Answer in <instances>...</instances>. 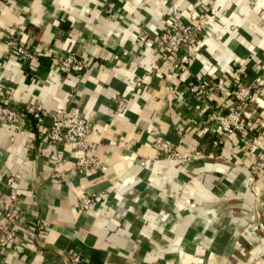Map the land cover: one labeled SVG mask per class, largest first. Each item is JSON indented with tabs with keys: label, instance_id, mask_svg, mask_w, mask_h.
Instances as JSON below:
<instances>
[{
	"label": "crops",
	"instance_id": "0c3cea01",
	"mask_svg": "<svg viewBox=\"0 0 264 264\" xmlns=\"http://www.w3.org/2000/svg\"><path fill=\"white\" fill-rule=\"evenodd\" d=\"M173 1L187 23L204 16L188 62L184 51L161 55L166 0L0 2V104L77 107L100 164L78 174L77 152L51 146L31 119L13 134L0 126V217L7 179L19 197L17 242L0 264H71L74 255L81 264H264V165L240 153L235 135L209 147L188 93L196 79L228 85L231 74L264 86V0ZM11 33L35 62L6 47ZM69 54L84 60L82 73L58 72L52 58ZM259 101L245 120L264 145V94ZM157 140L188 160H162ZM54 157L65 181L51 175ZM88 194L96 200L82 211Z\"/></svg>",
	"mask_w": 264,
	"mask_h": 264
},
{
	"label": "built area",
	"instance_id": "2783aa9c",
	"mask_svg": "<svg viewBox=\"0 0 264 264\" xmlns=\"http://www.w3.org/2000/svg\"><path fill=\"white\" fill-rule=\"evenodd\" d=\"M8 1L0 0V2ZM165 5L166 13L163 26L155 34L161 55L164 59H171L184 51L186 56L183 61L188 62L190 55L197 48L195 42L198 39V34L203 29L201 25H198L201 19L187 23L173 0H166ZM5 45L23 61L35 62L37 59L36 54L28 46L22 44L15 33L8 35ZM52 62L58 72L63 75L80 74L85 70L84 60L72 54L55 56L52 58ZM263 90V85L258 82V79L245 83L236 74H231L228 85L222 81L213 85L196 79L188 86V93L198 98L200 104L199 127L204 134L214 137L213 146H219L231 135H235L239 142L238 150L242 154H247L246 156H253L255 166L264 165V145L252 134L245 116L250 112L253 101L260 102ZM220 93L221 98L226 100L224 104L218 105L214 97ZM125 106V102L119 100L117 111L123 112ZM27 119H31L33 125L51 146L62 144L70 151L77 152L73 169L78 174L100 170L99 161L89 153L88 139L94 127L77 107L51 112L44 111L40 105L34 103L25 104L19 109L0 104V126L8 128L10 133L19 132ZM46 119L48 124H45ZM153 146L161 159L170 164L177 165L188 160L186 154L174 149L167 141L157 140ZM61 163L60 159L54 157L50 164L51 175L59 181H65L66 171L62 168ZM5 185L9 193L3 214L0 217V256L6 248L17 242L14 231L17 224L15 213L19 197L12 178L7 179ZM94 200H96L95 195H85L81 199L80 209L82 211L89 210ZM256 229L264 234V223H258ZM71 264H81V257L79 255L72 256Z\"/></svg>",
	"mask_w": 264,
	"mask_h": 264
},
{
	"label": "rangeland",
	"instance_id": "374dc122",
	"mask_svg": "<svg viewBox=\"0 0 264 264\" xmlns=\"http://www.w3.org/2000/svg\"><path fill=\"white\" fill-rule=\"evenodd\" d=\"M201 20H200V22H199V24L198 25H201V26H203V23H204V16L202 17V18H200ZM201 23V24H200ZM198 40L199 39H196V42H195V44H197L198 43ZM249 83L251 82V81H248ZM263 88H264V86H263ZM264 94V90L262 91V93H261V97H262V95ZM260 97V98H261ZM260 235L262 234V233H259ZM264 235V234H263Z\"/></svg>",
	"mask_w": 264,
	"mask_h": 264
},
{
	"label": "trees",
	"instance_id": "16d2710c",
	"mask_svg": "<svg viewBox=\"0 0 264 264\" xmlns=\"http://www.w3.org/2000/svg\"><path fill=\"white\" fill-rule=\"evenodd\" d=\"M245 82V81H244ZM245 83H247V82H245ZM213 139H214V137L213 136H208L207 135V139H206V141H207V144L209 145V147H212L213 146Z\"/></svg>",
	"mask_w": 264,
	"mask_h": 264
}]
</instances>
